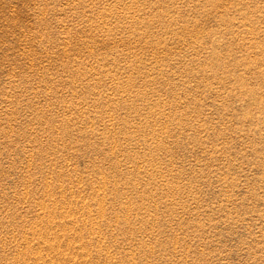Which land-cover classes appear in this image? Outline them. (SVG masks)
<instances>
[{"label":"rangeland","instance_id":"obj_1","mask_svg":"<svg viewBox=\"0 0 264 264\" xmlns=\"http://www.w3.org/2000/svg\"><path fill=\"white\" fill-rule=\"evenodd\" d=\"M0 264H264V0H0Z\"/></svg>","mask_w":264,"mask_h":264}]
</instances>
